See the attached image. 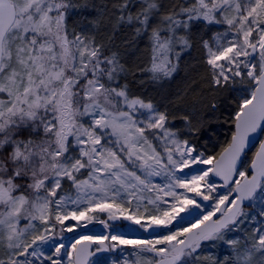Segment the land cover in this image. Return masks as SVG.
I'll return each mask as SVG.
<instances>
[{"label": "snow or ice", "instance_id": "obj_1", "mask_svg": "<svg viewBox=\"0 0 264 264\" xmlns=\"http://www.w3.org/2000/svg\"><path fill=\"white\" fill-rule=\"evenodd\" d=\"M116 249L264 264V0H0V264Z\"/></svg>", "mask_w": 264, "mask_h": 264}, {"label": "rangeland", "instance_id": "obj_2", "mask_svg": "<svg viewBox=\"0 0 264 264\" xmlns=\"http://www.w3.org/2000/svg\"><path fill=\"white\" fill-rule=\"evenodd\" d=\"M202 167H208V166H202ZM217 183L220 184L219 182H217ZM218 191H224V190L218 189ZM181 215H182V213H181ZM100 218L101 219H106V217H104V216H102ZM180 222L181 221L178 218V220L176 222H174V224H177V223H180ZM69 223H75V222L66 221V224H69ZM109 224L111 225V227L106 228L104 225L94 221L93 223L89 224L86 228L79 227L72 233L65 232L64 233V236H65L64 243L66 245H69L76 238H78V237H80L82 235L99 236V235H117V234H122V235L126 236L127 238H146V237H149L146 234L145 230L140 229L138 225H135V224H133L130 221H126V220H123V219H118V220H115V221H109ZM161 231H162V229L159 232H161ZM96 247L97 246L95 245V248ZM95 248H94V250H95ZM103 255H105V256H103ZM104 257H107V260L105 261L107 264H119V262L122 259V253H121L120 249H116L113 252L95 253V255H93V257H92L91 264L97 263L98 261H100V259H102ZM66 259L67 258L65 257V260Z\"/></svg>", "mask_w": 264, "mask_h": 264}, {"label": "trees", "instance_id": "obj_3", "mask_svg": "<svg viewBox=\"0 0 264 264\" xmlns=\"http://www.w3.org/2000/svg\"><path fill=\"white\" fill-rule=\"evenodd\" d=\"M195 55V54H194ZM229 131H230V129H229V127L228 126H222V127H220V132H219V141H218V143H217V147L216 148H214V149H211V151H219V146L221 145V144H223L227 139H228V134H229ZM183 224V226H187V224H184V222L183 221H181L180 223H177V224H174V226L175 227H179V226H181ZM162 231H164L163 229H162ZM161 231V232H162ZM107 254V253H106ZM103 256H105V255H103ZM107 260V257H104V258H102V259H100V261H98L97 263H95V264H107L105 261ZM104 261V262H103ZM103 262V263H102Z\"/></svg>", "mask_w": 264, "mask_h": 264}, {"label": "water", "instance_id": "obj_4", "mask_svg": "<svg viewBox=\"0 0 264 264\" xmlns=\"http://www.w3.org/2000/svg\"><path fill=\"white\" fill-rule=\"evenodd\" d=\"M215 179H216V181L219 182L220 184L222 183V181H221L219 178H215ZM221 190H223V189H221ZM204 203H205V204H208V202H204ZM187 215H188L187 213H182V216H187ZM160 230H161V229H157L156 232H153L152 230H148V231H146V234H147L148 236H153V235L159 233ZM94 248H95V245H92V249H93V251H94ZM92 257H93V256L89 257V264H91Z\"/></svg>", "mask_w": 264, "mask_h": 264}]
</instances>
